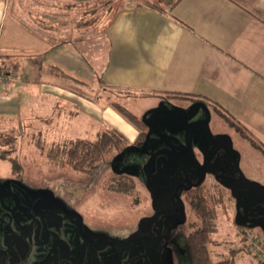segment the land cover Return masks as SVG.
<instances>
[{"label":"crops","instance_id":"1","mask_svg":"<svg viewBox=\"0 0 264 264\" xmlns=\"http://www.w3.org/2000/svg\"><path fill=\"white\" fill-rule=\"evenodd\" d=\"M170 2L0 0V124L39 129L49 145L113 128L129 145L138 129L110 101L137 116L129 100L141 99L150 123L162 99L202 101L264 156V0Z\"/></svg>","mask_w":264,"mask_h":264},{"label":"rangeland","instance_id":"2","mask_svg":"<svg viewBox=\"0 0 264 264\" xmlns=\"http://www.w3.org/2000/svg\"><path fill=\"white\" fill-rule=\"evenodd\" d=\"M169 1L172 0H137V2L163 6L168 5ZM115 95L118 96L111 90L99 89V96L107 100L116 99ZM116 100L122 105L124 104L123 100H118V98ZM161 101L162 107L159 108L160 103L153 107L159 110L157 116L160 120L154 117L152 126L155 123H161L164 125V132L154 129L151 132V140H147L142 145L124 143L120 149L112 148L93 163L94 167L91 168V164L85 170L73 169L66 163V157L61 153L50 157L48 151L52 145L50 146L37 132L40 131L39 129L24 130L20 126L14 130L7 124L1 123L0 132L14 130L19 134L14 141L15 150L12 153L17 160L18 168L14 171L9 168V164L4 163L7 164V167H0V180L9 182L11 177L15 178L13 176H16L19 181L27 183L29 186L32 184L39 188L44 187L40 190L50 192L53 198L76 217L82 216L83 225H89L99 231L102 234V240L116 241L122 238L132 244L135 241H141L148 218L153 217L158 206L162 205L160 202L162 195H157L155 190L160 185L152 183L153 190L151 193L148 192L149 177L155 174L165 176L161 168L175 166V164H165L159 156L152 154L161 145L170 146V143L174 141L176 149L181 150V146L195 143V135L199 133L203 134L201 144L209 152L211 146L207 135L217 136V132L225 131L233 136V144L237 143L242 146L245 152V156L239 162L243 165V169L241 168L243 187L264 185V156L254 149L248 140L238 137L236 131L239 132V130L228 119L225 120L220 115L218 116V110H216V114L210 105L202 101L185 102L166 99ZM125 104H130L135 110L139 108L140 115L137 114L139 117L148 115L152 111L151 108L143 111L141 99H132L129 100V104L126 102ZM192 115H194V120L200 119L202 125L193 126L190 133H187L184 122ZM38 125L44 126L42 123ZM92 135L91 132H72L70 138L83 136L92 139L95 137ZM12 143L3 145V149H11ZM235 158L236 154H231V159L235 160ZM250 167L255 175L250 172ZM198 190L204 197L207 209L212 214L210 221L213 231L209 235L211 241L207 244L211 255V264H214V261L221 256L227 255L230 249H235L236 264H254L255 258L259 257L258 248H264V233L259 228H254L245 219H243V223L240 220V215L244 216L246 206L259 200L260 194L256 191L238 193L231 190L213 189L208 186V183L201 185ZM235 207L236 212L232 214ZM262 213H264V200L251 206L248 215L254 216ZM232 215L236 216L235 219ZM189 218L194 221L195 227L203 226L192 208ZM166 221L167 217L162 215L157 219L156 224L163 226L162 223ZM73 223L71 220V224ZM190 229L193 231L196 228ZM101 250L102 258L110 257L115 260L129 254L126 250L121 254L117 250L112 252V247L108 246ZM182 250L186 251L184 240L182 241ZM163 261L164 264H167L166 260L163 259ZM153 262L152 264H156L154 260ZM114 263L116 264L117 261ZM178 264L190 263L181 261Z\"/></svg>","mask_w":264,"mask_h":264},{"label":"flooded vegetation","instance_id":"3","mask_svg":"<svg viewBox=\"0 0 264 264\" xmlns=\"http://www.w3.org/2000/svg\"><path fill=\"white\" fill-rule=\"evenodd\" d=\"M190 120L184 122L185 126ZM146 123V134L150 130L151 137L154 127L152 122ZM236 132L238 137L248 140L246 134ZM216 135H207L211 146L209 152L201 144L203 134L199 133L195 135V143L181 146V150L173 152L171 147L161 145L152 152L165 164L175 166L162 167L165 176L155 174L149 177L148 192L153 190L152 183L160 185L155 190L157 195H162V205L158 206L153 217L148 218L141 241L133 244L122 238L102 240L99 231L83 225L82 216L76 217L50 192L40 190L44 187L29 186L16 176L11 177L9 182L0 180V264H113L114 261H117L116 264H152L153 260L156 264H164L163 259L167 264L189 263L187 237L192 231L190 228H199L195 227L189 214L192 201L200 195L198 189L201 185L208 183L213 189L238 193L256 191L260 194L259 199L264 198V185L245 188L242 185L243 165L239 163L245 156L242 146L233 144V136L225 131ZM231 154H236L235 160L231 159ZM249 170L254 173L252 167ZM247 206L240 220L243 223V219L247 220L264 233V213L249 216L250 208L246 212ZM236 207L232 214H235ZM162 215L167 217V221L158 226L156 221ZM232 216L235 219L236 216ZM183 240L186 251L182 250ZM107 246L112 247V252L117 250L121 254L126 250L129 254L116 260L102 258L101 249Z\"/></svg>","mask_w":264,"mask_h":264},{"label":"trees","instance_id":"4","mask_svg":"<svg viewBox=\"0 0 264 264\" xmlns=\"http://www.w3.org/2000/svg\"><path fill=\"white\" fill-rule=\"evenodd\" d=\"M171 5V2L169 1L168 5L164 6L169 7ZM38 61L39 62L37 64L40 66L42 63V59H39ZM52 71L58 75L66 76V74H64L58 68H52ZM6 73L7 69L4 67V65H0V77L5 78L7 76ZM110 105L123 118H125L131 124L135 125L138 129L136 139L129 145H141L142 143H144V141H146L147 123L142 119H139L133 112L119 103L111 102ZM218 112V114L225 120L228 119L230 122H232L221 110L218 109ZM233 124L234 126H236V129L239 130V132L244 133L242 128L236 125V123ZM18 134V131L14 130L10 132H0V159L10 161L11 168L14 171L17 170L18 166L16 164L17 160L15 156L12 155V153L15 150L14 141ZM125 142L126 140L124 136L119 131L110 128L103 131L95 139L77 137L61 142L63 144H52V146L50 145L51 147L49 148L48 154L51 157L54 154L61 153L66 157V163L69 164L73 169L85 170L91 164L92 165L90 167H94L93 163L99 160V158L106 151L112 148L120 149L123 147L122 145ZM9 143H12L13 147H11V149H3V145ZM254 145H257V147H259L264 153V148L256 143H254ZM192 208L196 215L200 218L203 226L191 231L187 237L186 246L189 254V263L211 264V255L207 244L211 241L209 235L213 231L210 221V219H212V214L207 209L204 203V197L202 195H198L197 199L192 201ZM234 251L235 249H230L227 255L221 256L219 259L214 261V264H236L237 258ZM254 264H264V258H255Z\"/></svg>","mask_w":264,"mask_h":264},{"label":"water","instance_id":"5","mask_svg":"<svg viewBox=\"0 0 264 264\" xmlns=\"http://www.w3.org/2000/svg\"><path fill=\"white\" fill-rule=\"evenodd\" d=\"M194 124H199V125H202V121L201 120H195L194 122H188L187 123V126H185V129H186V132L187 133H190V131H191V129H192V127L194 126ZM188 129V130H187ZM173 137H175V135H173ZM146 139L147 140H150L151 139V137H150V130L147 132V134H146ZM171 145L170 146H168V147H171V149L173 150V152L174 151H177V149H176V144H175V142L173 141V143H170ZM191 145V144H190ZM166 146V145H165ZM207 164H208V162L207 163H205V166H204V171L206 170V167H207ZM264 200V198H261V199H259V200H257L256 202H254V203H252V204H249L248 206H247V209H246V212L248 211V209L252 206V205H254V204H257V203H259V202H261V201H263Z\"/></svg>","mask_w":264,"mask_h":264},{"label":"built area","instance_id":"6","mask_svg":"<svg viewBox=\"0 0 264 264\" xmlns=\"http://www.w3.org/2000/svg\"><path fill=\"white\" fill-rule=\"evenodd\" d=\"M6 78H2V82L6 83ZM258 255L260 258H264V248L260 247L258 248Z\"/></svg>","mask_w":264,"mask_h":264}]
</instances>
